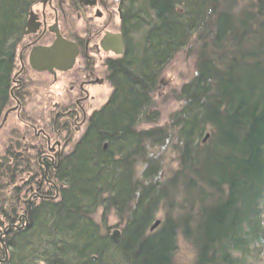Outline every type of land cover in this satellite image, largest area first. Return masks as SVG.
<instances>
[{
	"label": "trees",
	"instance_id": "16d2710c",
	"mask_svg": "<svg viewBox=\"0 0 264 264\" xmlns=\"http://www.w3.org/2000/svg\"><path fill=\"white\" fill-rule=\"evenodd\" d=\"M42 1L0 0V118L30 11ZM120 33L123 54L108 66L111 95L61 158L57 199L36 203L32 195L27 218L15 207L2 213L0 227L10 229L0 238V264H173L180 238L193 248L192 264H259L264 0H121ZM189 45L194 77L180 88L179 110L158 126L153 99L163 71ZM161 150L177 156L175 168L165 171ZM14 154L0 166L1 191L30 171ZM111 215L121 226L116 241L105 226Z\"/></svg>",
	"mask_w": 264,
	"mask_h": 264
},
{
	"label": "flooded vegetation",
	"instance_id": "af4514ba",
	"mask_svg": "<svg viewBox=\"0 0 264 264\" xmlns=\"http://www.w3.org/2000/svg\"><path fill=\"white\" fill-rule=\"evenodd\" d=\"M91 1L93 4L90 5L80 4L75 0H51L45 5L41 3L40 10L34 12L38 26L32 34L24 36L22 49L18 55V67L13 76L11 89L13 104L7 108V112L13 113L17 124L21 125L17 127L23 128L18 145L29 149L31 154L38 152L37 155L41 160L37 168L42 173L40 176L42 182H37L39 179L31 177L32 183L35 182L40 191L44 186H48V189L44 193H34L33 197L51 200L52 191L58 193L59 187L55 183L57 180L54 172L57 171L59 162L64 157V151L69 144L71 145L73 134L81 132L85 127L79 136L81 138L91 116L98 110L95 108L89 113V109L96 102L97 91L109 84L107 80L109 63L121 57L103 46L106 37L111 41V45L115 46L117 42L120 30L115 27L116 20L117 23L119 22L121 0ZM75 17L83 20V29L78 30L75 27ZM55 30L64 40L77 48L73 65L64 71L31 69L28 63L31 49L35 46H50L55 40ZM32 81L45 83L42 89L56 87L65 91V94L58 95L61 100L52 104L53 113H43L47 122L41 129L28 122L29 116L24 110L28 95L26 88L29 85L25 83ZM79 139L70 149H73ZM28 161L31 164L27 165V168L33 173L32 161Z\"/></svg>",
	"mask_w": 264,
	"mask_h": 264
},
{
	"label": "rangeland",
	"instance_id": "374dc122",
	"mask_svg": "<svg viewBox=\"0 0 264 264\" xmlns=\"http://www.w3.org/2000/svg\"><path fill=\"white\" fill-rule=\"evenodd\" d=\"M41 5H42L41 2L35 4L32 7L33 9H31L33 13L37 9L39 11ZM74 24H75V27L78 28V30L83 29V26H84L83 20L75 17ZM118 28L120 30V17H119L118 23L116 20L115 29H118ZM189 46L190 47H186L185 49L180 51L163 71V74L160 80L161 81L160 88L158 92L154 95V99H153V106H154L153 109L158 111L160 115L159 122L158 124H156L158 126H166L169 123L170 116L179 110V108L182 105V101L180 100V97H179L180 88L184 84L188 83L194 77L195 51L192 50L193 47L191 45ZM25 84L27 85L29 84L26 88L28 95L24 103V107H25L24 110L27 111V114L29 116L28 122L30 123L32 122L31 124H33L37 129H41L43 128L44 124L47 122L46 117L43 116V113L44 112H46L47 114H49V112L53 113L52 104L61 100L59 99L58 95L65 94V91L62 90L63 88L61 89V88H56V87L53 89H46V88L42 89L45 83H39L38 81H32V82H28ZM111 92H112V88L109 84H106L105 87L97 91L96 102L89 109V113L91 112L92 109H95V108L99 109L102 105H104L108 101L111 95ZM12 104H13V101L12 99H10V102L8 103V105L5 106V109L2 112V115L0 118V166L3 164V162H5V160L7 159L9 161L12 160L11 154L15 153L14 155L17 156L19 153H21L24 159L32 161V164L34 166L33 167L34 172L30 173L29 171L25 173V176L19 179L18 182L16 181L15 185L16 187H20L21 192L16 194V192L14 191L16 187L15 188L11 187L4 191L0 190V208L2 207L1 201H4V205L0 211V223H3L4 221V216L2 213L4 214L11 213V210L13 207L16 208L18 215L21 216V214L24 213V217H26V214H27L25 213V211H27L26 209H31L30 199L32 195H34V193L36 192L44 193V191L48 189V186L47 187L44 186L43 189L41 188L42 191H40L37 189V186L35 185V182H34L29 185L28 188H30V191L29 193H27L28 188L26 186L28 185L27 183L30 181L31 177H34L35 179L36 178L39 179L37 180V182L38 181L42 182V179L40 177L42 173H40L41 172L40 169L37 168V166L39 165V161L41 160H39V156L37 155L38 152L37 154L35 153L31 154L29 149H25L24 147H20V145H18L19 143L18 139H19V136L22 134L23 128H18L21 125L17 124L14 114L7 112V108H9ZM4 116H6V118H5V121L2 122ZM151 127H155V125H142L140 128L149 129ZM84 128L85 127L82 128L81 132L83 131ZM11 129L12 131H10ZM81 132H76L73 134V140L71 142V145L69 144L68 148L64 151V156L67 155L72 150L70 148L72 147V145H74V142L80 138L79 136L81 135ZM204 136L205 137H204L203 142L208 140L209 131H206ZM175 142H177V140ZM162 151L165 156V159H163L164 160L163 165H164L165 171L168 170V166L175 168L177 165L175 158H177V156L176 155L174 156V154L172 152L170 153L168 150H165V151L161 150V152ZM154 157H158V155L155 154ZM37 161H38V164H37ZM12 162L13 161L6 163V166L12 164ZM1 183L2 181L0 180V186H1ZM55 183L57 184V182ZM22 187H24L23 190H22ZM52 192H53L52 199L53 200L57 199L58 193L54 192V190ZM39 199H40L39 197H36L34 201L38 203ZM101 215H102V210H98L94 217L96 222L100 224H102ZM157 221L159 220L157 219L155 222ZM118 222L119 220L116 218V216L111 215L108 218H106V224H105V226L108 228L110 237L115 235V232H117L118 234L117 239H118L120 229H121V226H119ZM17 224L20 225L21 223L18 222ZM3 227H4V224H3ZM3 227H0V238L6 235V233L4 232L5 229H3ZM177 246L178 248H177V252L174 257L173 264H192L194 260L192 246L182 238H180L177 241ZM259 264H264V256L260 259Z\"/></svg>",
	"mask_w": 264,
	"mask_h": 264
},
{
	"label": "water",
	"instance_id": "95a60500",
	"mask_svg": "<svg viewBox=\"0 0 264 264\" xmlns=\"http://www.w3.org/2000/svg\"><path fill=\"white\" fill-rule=\"evenodd\" d=\"M51 0H43L42 4L45 5L46 2ZM78 3L84 5L93 4L91 0H77ZM35 15H31L29 23L27 25L26 34H30L36 30L38 23L35 22ZM110 39V38H109ZM108 37L105 38L104 45L105 49H111L116 55H121L123 52V42L121 35L117 36V42L111 45V41L108 40L109 45H106ZM77 55V48L72 43L64 40L59 33L55 30V40L50 46H35L31 49L28 56L29 66L35 71H52L56 70H67L73 65L75 56ZM6 116H4L3 121H5ZM160 223V220L152 225L150 231H154ZM12 228V227H11ZM10 229L8 227L5 229L7 232ZM117 232L111 237L112 240L116 241Z\"/></svg>",
	"mask_w": 264,
	"mask_h": 264
}]
</instances>
